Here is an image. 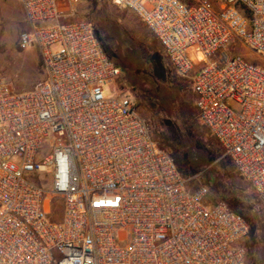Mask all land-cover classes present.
<instances>
[{"label": "built area", "instance_id": "2783aa9c", "mask_svg": "<svg viewBox=\"0 0 264 264\" xmlns=\"http://www.w3.org/2000/svg\"><path fill=\"white\" fill-rule=\"evenodd\" d=\"M76 1L19 0L18 47L39 51L44 78L0 76V264H242L248 222L190 188L92 23L68 21ZM108 1L158 41L264 207V67L226 53L239 41L264 60V0Z\"/></svg>", "mask_w": 264, "mask_h": 264}, {"label": "rangeland", "instance_id": "374dc122", "mask_svg": "<svg viewBox=\"0 0 264 264\" xmlns=\"http://www.w3.org/2000/svg\"><path fill=\"white\" fill-rule=\"evenodd\" d=\"M86 20L100 30L113 62L120 69V87L147 121L160 148L170 152L190 188L205 186L209 202L223 201L248 221L242 245V264H264V207L250 184L232 170L221 148L196 120L194 94L188 81L176 78L166 53L137 16L108 0H77L68 21ZM27 28L10 0H0V76L15 90L31 89L44 78L36 48L21 50L20 34ZM230 58L240 57L264 67V60L239 41L226 49ZM104 94L109 95V87ZM252 227V228H251Z\"/></svg>", "mask_w": 264, "mask_h": 264}, {"label": "trees", "instance_id": "16d2710c", "mask_svg": "<svg viewBox=\"0 0 264 264\" xmlns=\"http://www.w3.org/2000/svg\"><path fill=\"white\" fill-rule=\"evenodd\" d=\"M93 27H94V30H95V34H96V36H97V38H98V40H99V42H100V44H101V46H102V49H103V51L105 52V54L108 56V58L113 62V59L111 58V56H110V52H109V47H108V45H107V43L105 42V41H103V39L101 38V36H100V30L99 29H97L94 25H93ZM114 63V62H113ZM115 64V63H114ZM116 65V64H115ZM117 66V65H116ZM118 67V66H117ZM119 68V67H118ZM173 159L177 162V165L179 164L180 165V163L173 157ZM231 166V168H232V170H233V172L237 175V173H236V171H235V169H234V167L232 166V165H230ZM179 172H180V170H179ZM182 174V173H181ZM238 176V175H237ZM239 177V176H238ZM240 178V177H239ZM259 202V201H258ZM231 209H233L231 206H229ZM235 212H237V213H239V214H241L238 210H236V209H233ZM242 215V214H241ZM243 216V215H242ZM247 221V220H246ZM248 222V221H247ZM252 228V227H251Z\"/></svg>", "mask_w": 264, "mask_h": 264}, {"label": "crops", "instance_id": "0c3cea01", "mask_svg": "<svg viewBox=\"0 0 264 264\" xmlns=\"http://www.w3.org/2000/svg\"><path fill=\"white\" fill-rule=\"evenodd\" d=\"M10 1L13 3V6L15 7L16 11H20V13H22V15H23L22 6H21L19 0H10ZM23 18H24V15H23ZM24 22H25V20H24Z\"/></svg>", "mask_w": 264, "mask_h": 264}]
</instances>
